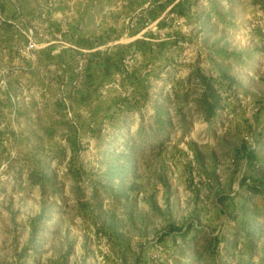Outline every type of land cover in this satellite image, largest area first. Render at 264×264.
Returning <instances> with one entry per match:
<instances>
[{
    "label": "rangeland",
    "instance_id": "obj_1",
    "mask_svg": "<svg viewBox=\"0 0 264 264\" xmlns=\"http://www.w3.org/2000/svg\"><path fill=\"white\" fill-rule=\"evenodd\" d=\"M0 264H264V0H0Z\"/></svg>",
    "mask_w": 264,
    "mask_h": 264
},
{
    "label": "built area",
    "instance_id": "obj_2",
    "mask_svg": "<svg viewBox=\"0 0 264 264\" xmlns=\"http://www.w3.org/2000/svg\"><path fill=\"white\" fill-rule=\"evenodd\" d=\"M34 46H36V44L33 43V42H30L29 47H30V48H33Z\"/></svg>",
    "mask_w": 264,
    "mask_h": 264
},
{
    "label": "trees",
    "instance_id": "obj_3",
    "mask_svg": "<svg viewBox=\"0 0 264 264\" xmlns=\"http://www.w3.org/2000/svg\"><path fill=\"white\" fill-rule=\"evenodd\" d=\"M105 61H108V59H106ZM105 64V63H104ZM106 67H107V64H106ZM210 109H211V106H210Z\"/></svg>",
    "mask_w": 264,
    "mask_h": 264
}]
</instances>
